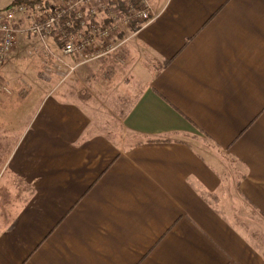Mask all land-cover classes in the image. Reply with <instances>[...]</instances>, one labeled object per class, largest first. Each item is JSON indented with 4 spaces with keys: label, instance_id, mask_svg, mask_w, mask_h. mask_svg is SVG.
Here are the masks:
<instances>
[{
    "label": "crops",
    "instance_id": "obj_1",
    "mask_svg": "<svg viewBox=\"0 0 264 264\" xmlns=\"http://www.w3.org/2000/svg\"><path fill=\"white\" fill-rule=\"evenodd\" d=\"M149 1L120 134L66 89L1 97L0 184L23 198L0 214V264H264L242 215L264 224V0ZM20 39L0 72L36 44Z\"/></svg>",
    "mask_w": 264,
    "mask_h": 264
},
{
    "label": "built area",
    "instance_id": "obj_2",
    "mask_svg": "<svg viewBox=\"0 0 264 264\" xmlns=\"http://www.w3.org/2000/svg\"><path fill=\"white\" fill-rule=\"evenodd\" d=\"M153 17L149 0H41L0 9V64L23 34L34 43L26 54L38 57L40 77L64 80L80 64L110 55L121 45V27H140ZM120 30V31H119ZM69 58H73L74 61ZM0 92H10L0 83Z\"/></svg>",
    "mask_w": 264,
    "mask_h": 264
},
{
    "label": "rangeland",
    "instance_id": "obj_3",
    "mask_svg": "<svg viewBox=\"0 0 264 264\" xmlns=\"http://www.w3.org/2000/svg\"><path fill=\"white\" fill-rule=\"evenodd\" d=\"M12 1L13 0H0V9L6 7L5 5L8 6V3L12 4ZM133 24L134 23L131 24L130 28L121 27V31L119 30L120 32L117 34V37L119 38L118 41L122 40V43L116 48L114 53L102 57L104 59L101 61L94 60L85 64L88 66L85 72L76 71L70 75V78L66 82L65 79L61 81L56 76L52 77L50 80H45L40 77V64H29L28 55H26V52L23 51L21 47L22 50H20L24 52L22 53L24 62H21V66L16 68L11 66L7 70L8 73L5 74L0 72V83L6 84L10 90L8 93H0V119L5 114L9 113L8 109L10 108V104L7 101H1V97L4 94L10 95L14 93L16 95L20 94L22 91L25 92L34 88H39L38 90L40 91L51 89L55 95H60L61 98L65 99L66 89V94L68 93L69 96L73 95V98L82 99L90 104V108L94 113V119L98 123L106 125L108 131L110 130L111 133L115 135L120 134L121 118L136 96L138 88L128 74L129 69L124 50L126 47L124 46L125 43L131 39L129 35L130 31L135 30L132 29ZM134 26L137 27L136 24H134ZM20 38L17 45L24 46ZM110 61L117 63L112 65ZM98 62L102 63L99 64ZM23 70L26 72L24 76L29 78V81L24 80L18 82V79L21 78L20 73ZM5 151L6 147L4 141L0 137V159H2ZM218 159L221 160V162L223 160V163L226 162V157L221 154H219ZM3 180L4 178L1 179L0 183H2ZM19 192V185L13 179L10 180L8 184H3V186L0 184V214L5 217L12 214L13 210L9 209L11 204L12 206H16L23 198V196H20L21 194ZM242 215L245 219L250 218L247 220L248 230L253 235L258 236L260 240H264V224L262 221L257 220L254 216L249 217L248 212Z\"/></svg>",
    "mask_w": 264,
    "mask_h": 264
},
{
    "label": "trees",
    "instance_id": "obj_4",
    "mask_svg": "<svg viewBox=\"0 0 264 264\" xmlns=\"http://www.w3.org/2000/svg\"><path fill=\"white\" fill-rule=\"evenodd\" d=\"M41 0H13L12 1V4H14V3H20V2H22V3H25V4H34V3H36V2H40ZM132 29H137V27H135L134 25H132Z\"/></svg>",
    "mask_w": 264,
    "mask_h": 264
}]
</instances>
